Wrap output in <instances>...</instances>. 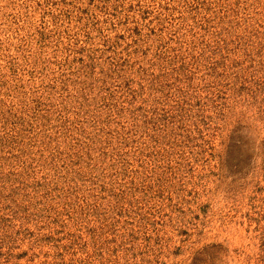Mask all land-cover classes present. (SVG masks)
<instances>
[{
  "label": "rangeland",
  "instance_id": "rangeland-1",
  "mask_svg": "<svg viewBox=\"0 0 264 264\" xmlns=\"http://www.w3.org/2000/svg\"><path fill=\"white\" fill-rule=\"evenodd\" d=\"M0 264H264V0H0Z\"/></svg>",
  "mask_w": 264,
  "mask_h": 264
},
{
  "label": "trees",
  "instance_id": "trees-1",
  "mask_svg": "<svg viewBox=\"0 0 264 264\" xmlns=\"http://www.w3.org/2000/svg\"><path fill=\"white\" fill-rule=\"evenodd\" d=\"M214 41H215V44L217 45L216 48H220L223 43H226L224 38H218V39H216Z\"/></svg>",
  "mask_w": 264,
  "mask_h": 264
}]
</instances>
